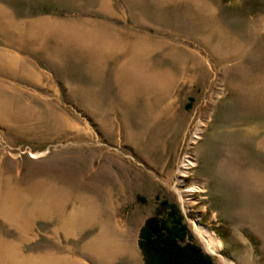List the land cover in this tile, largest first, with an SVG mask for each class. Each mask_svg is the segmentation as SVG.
Masks as SVG:
<instances>
[{
  "label": "rangeland",
  "instance_id": "374dc122",
  "mask_svg": "<svg viewBox=\"0 0 264 264\" xmlns=\"http://www.w3.org/2000/svg\"><path fill=\"white\" fill-rule=\"evenodd\" d=\"M263 140L264 0H0V197L26 223L0 238L23 255L143 264L168 201L213 264H264Z\"/></svg>",
  "mask_w": 264,
  "mask_h": 264
},
{
  "label": "trees",
  "instance_id": "16d2710c",
  "mask_svg": "<svg viewBox=\"0 0 264 264\" xmlns=\"http://www.w3.org/2000/svg\"><path fill=\"white\" fill-rule=\"evenodd\" d=\"M143 264H213V257L193 241L174 203L162 201L145 219L138 235Z\"/></svg>",
  "mask_w": 264,
  "mask_h": 264
},
{
  "label": "bare ground",
  "instance_id": "6f19581e",
  "mask_svg": "<svg viewBox=\"0 0 264 264\" xmlns=\"http://www.w3.org/2000/svg\"><path fill=\"white\" fill-rule=\"evenodd\" d=\"M126 68L124 69L123 66L120 67L119 70L116 72V76H115V78L117 79V82L120 83L119 84V91L121 94H122V91L124 90L123 85L126 81H128L130 79L132 82L133 79L137 80V78H138V75L132 76L130 71L127 70ZM95 75L99 76L100 72L96 71ZM131 82H129V83H131ZM94 101H97V99L95 98ZM98 102H100V101H98ZM190 164H191L190 162H187V165H190ZM193 188H191V189L193 190ZM10 191H7L4 193L3 200L0 197V217L9 226L15 227L17 229L18 233L20 234V236H22L26 232V230H25L26 229V223L23 221V219L20 216V213L18 212V208L21 205L22 201H21V198L16 193H11ZM46 194L48 196H50V198H51L54 193L49 192ZM57 203L58 202H55V205L58 206ZM53 206H54V204H53ZM46 208H48V207L46 206ZM48 210L49 209H47L46 211L49 212ZM56 210L58 212L60 209L57 207ZM59 212L57 213L59 215V218L62 220V222L65 220V222H67L70 225V227H73V226H80L81 227V225L84 224V222H85V218L83 215H79V216L69 215L66 219H63L64 217ZM194 230H195L197 236L203 241V243H204V245L208 251L213 253V249H219L221 247V243H220L219 239L217 238L216 234L210 228L206 227L205 225H203L199 222V215L196 216V218L194 220ZM101 239L102 238H100V239L95 238V240L93 239L92 241L91 240L90 241H91V243L93 241H94L93 243H95L96 240L98 242L99 241L103 242L102 244H100V242H99L98 246L101 249H104V250H102V253H103V255L106 256L104 258V260L107 262V260H110V258L115 257L116 252H115V250L108 252V250L106 248L107 245L105 243V240L103 241V239L102 240ZM102 245H104V246H102ZM85 246H88V245H85ZM0 264H82V263L78 260H75V259L68 261L65 257H62V256H56V257L51 256V255H49V256H47V255H37V256L28 255V256H26V255H23L19 251L18 247L14 243H11V241H6V240L0 238Z\"/></svg>",
  "mask_w": 264,
  "mask_h": 264
},
{
  "label": "crops",
  "instance_id": "0c3cea01",
  "mask_svg": "<svg viewBox=\"0 0 264 264\" xmlns=\"http://www.w3.org/2000/svg\"><path fill=\"white\" fill-rule=\"evenodd\" d=\"M261 146L264 149V140L262 141Z\"/></svg>",
  "mask_w": 264,
  "mask_h": 264
}]
</instances>
